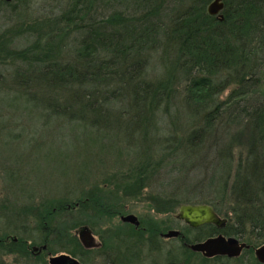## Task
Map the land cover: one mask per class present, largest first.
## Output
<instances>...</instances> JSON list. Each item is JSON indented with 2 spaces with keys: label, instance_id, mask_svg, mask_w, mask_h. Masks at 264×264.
<instances>
[{
  "label": "trees",
  "instance_id": "trees-1",
  "mask_svg": "<svg viewBox=\"0 0 264 264\" xmlns=\"http://www.w3.org/2000/svg\"><path fill=\"white\" fill-rule=\"evenodd\" d=\"M210 1L64 0L62 11L47 24L43 35L48 40L43 44L45 53L38 51L42 36L20 53L29 56V62L27 71H17L13 77L20 86L15 98L19 96L24 102L18 101L40 109L38 116L49 125L52 121L66 124L70 133L81 127L107 136L111 127L115 133L139 131L144 139L154 113L163 106L167 114L177 83L186 114L194 118L182 138L173 130L168 134L175 137L177 148L180 143L188 149L200 147L221 123L236 127L247 122L250 141L244 143L241 135H231L220 152L229 161L219 195L184 201L211 205L225 218V224L220 228L204 224L180 229L178 238L187 254L179 262L191 264L187 256L195 255L186 243L222 234L238 238L248 249L233 259L198 254L203 262L261 264L254 249L264 243V157L255 151L264 153V0H223L222 19L207 13ZM160 35L164 38L163 52L173 46L175 58L164 65L163 78L149 80L144 75L146 53L159 48ZM68 39L74 42L72 56L64 60L60 53L62 56L56 58L55 52L63 51V41ZM34 85L42 89L33 92ZM16 101L13 95H4L6 108H12L10 104ZM234 141L248 155L239 168L244 170L242 174L238 165L232 166ZM173 144L171 149L165 148L171 151ZM258 168L262 174H256ZM138 174L141 193L146 187L142 185L143 169ZM138 191L134 190V196ZM90 201L107 214L121 212L116 209L119 204L112 205L100 195H93ZM175 209H168L171 215ZM81 224L92 227L89 219L84 218ZM192 232L195 236L190 238ZM71 244L72 249L53 253L67 252L87 264L83 258L88 249L75 238Z\"/></svg>",
  "mask_w": 264,
  "mask_h": 264
},
{
  "label": "rangeland",
  "instance_id": "rangeland-1",
  "mask_svg": "<svg viewBox=\"0 0 264 264\" xmlns=\"http://www.w3.org/2000/svg\"><path fill=\"white\" fill-rule=\"evenodd\" d=\"M63 6L64 0H0V264H48L49 256L59 254L78 260L67 252L53 253L61 248L72 249V238L88 249L83 258L87 264L177 263L187 254L179 235L166 238L161 234L168 225V229L176 230L186 227L175 216L186 199L219 195L229 161L220 152L231 135H241L239 139L244 143L250 141L248 123L236 127L221 123L200 147L188 149L180 143L177 148L175 137L168 134L173 130L180 139L194 122L180 101L177 83L167 114L163 106L154 113L144 139L143 133L134 130L115 133L109 127L107 136H101L99 130L80 127L70 133L66 124L44 122L38 116L40 109L23 104L19 96L15 98L20 86L13 77L17 71L28 69L29 56L20 53L43 37L47 24ZM47 41L45 37L38 40L40 49L36 50L40 54L45 53L43 44ZM69 41H63L66 47L63 51L57 49L56 58L63 55L66 60L72 56L74 42ZM163 41L160 35L159 48L146 53L144 75L149 80L163 78L164 65L175 58V47L163 52ZM31 88L33 92L42 89L36 85ZM6 93L17 100L10 104L12 108H6ZM173 141L172 150H167ZM255 152L264 157L259 150ZM231 158L233 168L238 165L242 174L244 170L239 168L248 155L237 142ZM141 169L146 189L140 193ZM262 173L258 168L256 174ZM136 189L138 196L133 194ZM95 194L112 205L119 204L116 209L121 212L115 214L110 207L108 210L114 213L110 215L104 208L97 209L90 201ZM174 207L176 212L171 215L169 210ZM129 214L136 216L138 225L120 219ZM84 218L93 228L81 224ZM82 226L93 236L88 247L79 237ZM192 235L194 232L190 238ZM193 253L187 256L191 264H213L203 262L198 252Z\"/></svg>",
  "mask_w": 264,
  "mask_h": 264
},
{
  "label": "water",
  "instance_id": "water-1",
  "mask_svg": "<svg viewBox=\"0 0 264 264\" xmlns=\"http://www.w3.org/2000/svg\"><path fill=\"white\" fill-rule=\"evenodd\" d=\"M223 8L222 0H212L207 5V12L210 15H217L219 19H222V14L219 12ZM176 218L182 220L188 226L195 228L203 224H213L216 227H222L225 224V218L220 217L212 208L211 205L206 203H185L179 205L176 213ZM122 221L130 222L134 225H138L139 221L134 215L120 216ZM79 237L82 240L84 246L88 247L92 241L93 236L90 230L86 226H82L78 229ZM180 234L179 230L168 229L162 233V237H177ZM187 247L193 251L198 252L202 256L210 258L214 256H226L228 258L238 257L244 248H248V245L238 238L232 236H225L217 234L210 236L202 241L193 242L187 244ZM45 248V245L42 246ZM36 249V248H34ZM254 255L257 261L264 264V243L254 249ZM48 264H82L75 258H72L66 254H59L49 256ZM174 264H184L177 262Z\"/></svg>",
  "mask_w": 264,
  "mask_h": 264
},
{
  "label": "bare ground",
  "instance_id": "bare-ground-1",
  "mask_svg": "<svg viewBox=\"0 0 264 264\" xmlns=\"http://www.w3.org/2000/svg\"><path fill=\"white\" fill-rule=\"evenodd\" d=\"M208 13V12H207ZM215 16H217V15H215ZM218 17V16H217ZM218 19H219V17H218Z\"/></svg>",
  "mask_w": 264,
  "mask_h": 264
},
{
  "label": "flooded vegetation",
  "instance_id": "flooded-vegetation-1",
  "mask_svg": "<svg viewBox=\"0 0 264 264\" xmlns=\"http://www.w3.org/2000/svg\"><path fill=\"white\" fill-rule=\"evenodd\" d=\"M180 235V234H179Z\"/></svg>",
  "mask_w": 264,
  "mask_h": 264
}]
</instances>
